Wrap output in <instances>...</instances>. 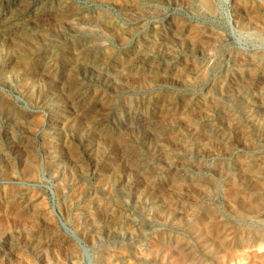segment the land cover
Returning <instances> with one entry per match:
<instances>
[{
	"label": "rangeland",
	"instance_id": "1",
	"mask_svg": "<svg viewBox=\"0 0 264 264\" xmlns=\"http://www.w3.org/2000/svg\"><path fill=\"white\" fill-rule=\"evenodd\" d=\"M0 111V264H264V0H0Z\"/></svg>",
	"mask_w": 264,
	"mask_h": 264
},
{
	"label": "bare ground",
	"instance_id": "2",
	"mask_svg": "<svg viewBox=\"0 0 264 264\" xmlns=\"http://www.w3.org/2000/svg\"><path fill=\"white\" fill-rule=\"evenodd\" d=\"M241 6H243V5H241ZM205 7H206V6H205ZM208 7H209V6H208ZM238 7L240 8V6H238ZM244 7H247V6H244ZM244 10H245V9H244ZM202 12H203V11H202ZM240 12H241V11H240ZM243 13H244V12H243ZM244 14H245V13H244ZM247 14H248V13H247ZM246 16H247V15H246ZM239 17H240V16H239ZM241 17H242V16H241ZM241 19H242V18H241ZM248 20H249V19H248ZM250 20H251V19H250ZM67 21H68V20H67ZM6 23H7V22H6ZM251 23H252V22H251ZM251 23H250V24H251ZM66 24H67V23H66ZM78 24H79V23H78ZM240 24H241V23H240ZM246 24H247V23H246ZM255 24H256V22H255ZM177 25H178V24H177ZM249 27H250V26H249ZM254 27H255V26H254ZM248 30H249V29H248ZM251 30H252V29H251ZM255 30H256V29H255ZM252 31H253V30H252ZM254 32H255V31H254ZM204 34H205V33H204ZM210 36H211V35H210ZM204 37H205V36H204ZM261 37H262V36H261ZM193 38H194V37H193ZM200 38H201V37H200ZM196 39H197V38H196ZM203 39L205 40V38H203ZM218 39H219V38H218ZM206 40H207V39H206ZM220 40H221V39H220ZM198 41H199V40H198ZM207 41H208V40H207ZM190 42H191V41H190ZM210 42H211V40H210ZM214 42H215V41H214ZM215 43H217V42H215ZM211 45H212V44H210V46H211ZM213 45H214V44H213ZM206 48H207V47H206ZM251 57H252V56H251ZM260 58H261V57H260ZM255 59H256V58H255ZM257 59H259V58L257 57ZM239 61H240V60H239ZM256 61H257V60H256ZM242 62H243V61H242ZM254 63H255V62H254ZM124 67H125V66H124ZM119 68H120V67H119ZM121 68H122V67H121ZM255 70H256V69H255ZM238 90H239V89H238ZM1 108H2V107H1ZM0 112H1V111H0ZM13 117H14V114H13ZM137 155H138V154H137ZM135 156H136V155H135ZM135 159H136V158H135ZM7 162H8V161H7ZM243 163H244V162H243ZM33 164H34V163H33ZM241 164H242V163H241ZM136 165H137V164H136ZM252 165H253V164H252ZM25 166H26V165H25ZM239 166L242 167V165H239ZM243 167H244V166H243ZM245 167L248 168V166H245ZM255 167H257V166H255ZM30 168H31V167H30ZM219 169H220V168H219ZM239 169H240V168H239ZM258 169H259V168H258ZM243 171H244V170H243ZM254 171H255V170H254ZM224 172H225V171H224ZM255 172H257V171H255ZM29 173H30V172H29ZM62 183H63V182H62ZM176 184H177V183H176ZM61 186H62V185H61ZM63 186H64V185H63ZM111 188H112V187H111ZM63 191H64V188H63ZM165 196H166V195H165ZM165 196H164V197H165ZM242 197H243V196H242ZM260 197H261V196H260ZM32 200H33V199H32ZM68 200H69V199H68ZM72 200H73V199H72ZM235 200H236V199H235ZM245 200H246V199H245ZM13 201H14V200H13ZM38 201H39V200H38ZM29 202H30V201H29ZM29 202H26V204L29 203ZM66 202H67V201H66ZM89 202H90V201H89ZM248 202H250V201L248 200ZM7 203H8V202H7ZM93 203H94V202H93ZM159 203H160V201H159ZM10 204H12V203H10ZM24 204H25V203H24ZM26 204H25V205H26ZM36 204H37V203H36ZM156 204H157V203H156ZM249 204H250V203H249ZM39 205H40V204H39ZM95 205H96V204H95ZM97 205H98V203H97ZM162 205H163V204H162ZM246 205H247V204H246ZM246 205H245V206H246ZM5 206H6V205H5ZM5 206H4V207H5ZM8 206H10V205H8ZM8 206H6V207H8ZM12 206H13V205H12ZM252 206H253V205H252ZM10 207H11V206H10ZM26 207H27V205H26ZM36 207H37V209H38V206H36ZM108 207H109V206H108ZM8 208H9V207H8ZM21 208H22V207H21ZM89 208H90V207H89ZM256 208H257V207H256ZM22 209H23V208H22ZM35 209H36V208H35ZM35 209H34V210H35ZM113 209H114V208H113ZM4 210H5V209H4ZM43 210H44V209H43ZM83 210H84V209H83ZM6 211H7V210H6ZM20 211H21V210H20ZM20 211H19V212H20ZM35 211H36V210H35ZM114 211H115V210H114ZM196 211H198V210H196ZM16 212H17V211H16ZM38 212H39V210H38ZM43 212H44V211H43ZM85 212H86V211H85ZM4 213H5V212H4ZM79 213H80V212H79ZM91 213H92V212H91ZM91 213H90V214H91ZM32 214H33V213H32ZM77 214H78V213H77ZM168 214H169V213H168ZM263 214H264V213H263ZM35 215H36V212H35ZM48 215H49V214H48ZM82 215H83V214H82ZM91 215H92V214H91ZM169 215H170V214H169ZM212 215H213V214H212ZM218 215H219V213H218ZM5 216H6V215H5ZM29 216H30V215H29ZM87 216H88V215H87ZM166 216H167V215H166ZM214 216H215V215H214ZM214 216H213V217H214ZM1 217H2V216H1ZM10 217H11V216H10ZM16 217H20V215L17 214ZM91 217H92V216H91ZM164 217H165V215H164ZM216 217H217V216H216ZM43 218H45V217H43ZM48 218H49V217H48ZM82 218H83V216H82ZM88 218H89V217H88ZM93 218H94V217H93ZM214 218H215V217H214ZM23 219H25V218H23ZM31 219H32V218H31ZM31 219H30V220H31ZM41 219H42V218H41ZM50 219H51V218H50ZM169 219H170V218H169ZM212 219H213V218H212ZM216 219H217V218H216ZM19 220H20V219H19ZM28 220H29V219H28ZM30 220H29V221H30ZM51 220H52V219H51ZM77 220H78V219H77ZM91 220L93 221V219H91ZM94 220H95V219H94ZM161 220H162V219H161ZM81 221H82V219H81ZM88 221H89V220H88ZM88 221H87V222H88ZM170 221H172V220H170ZM170 221H169V222H170ZM175 221H176V220H175ZM218 221H219V220H218ZM0 222H1V221H0ZM3 222H4V221H3ZM3 222H2V223H3ZM20 222H21V220H20ZM33 222H34V221H33ZM33 222H32V223H33ZM46 222H47V221H46ZM48 222H49V220H48ZM70 222H71V221H70ZM82 222H83V221H82ZM220 222H221V220H220ZM16 223H17V222H16ZM64 223H65V222H64ZM213 223H214V222H213ZM215 223H216V222H215ZM13 224H14V223H13ZM17 224H19V223H17ZM85 224H86V223H85ZM90 224H91V223H90ZM6 225H7V224H6ZM30 225H31V224H30ZM46 225H47V224H46ZM65 225H66V224H65ZM96 225H98V224H96ZM210 225H212V223H210ZM23 226H25V225H24V222H23ZM35 226H36V225H35ZM214 226H215V224L213 225V227H214ZM222 226H223V225H222ZM225 226H226V225H225ZM28 227H30V226H28ZM45 227H46V226H45ZM87 227H88V226H87ZM0 228H1V227H0ZM43 228H44V227H43ZM210 228H211V226H210ZM218 228H219V227H218ZM224 228H225V227H224ZM224 228H223V230H224ZM30 229H32V228L30 227ZM65 229H66V228H65ZM208 229H209V228H208ZM208 229H207V230H208ZM227 229H228V228H227ZM230 229H231V228H230ZM230 229H229V230H230ZM34 230H35V229H34ZM67 230H69V232H70L72 238H74V239L77 240V241H80V238H79V236L76 234L75 231H73V230H71V229H69V228H67ZM67 230H66V231H67ZM205 230H206V229H205ZM223 230H220V231H223ZM229 230H228V231H229ZM157 232H158V231H157ZM245 232H246V231H245ZM129 233H130V232H129ZM193 233H194V232H193ZM220 233H222V232H220ZM220 233H219V234H220ZM257 233H258V232H257ZM156 234H157V233H156ZM168 234H169V233H168ZM226 234H228V233H225L224 235H226ZM229 234H230V233H229ZM232 234H233V232H232ZM51 235H52V234H51ZM154 235H155V234H154ZM44 236H45V235H44ZM46 236H47V234H46ZM64 236H65V235H64ZM64 236H62V237H64ZM89 236H91V235H89ZM167 236H168V235H167ZM172 236H173V234H172ZM207 236H208V235H207ZM219 236H220V235H219ZM219 236H218V237H219ZM50 237H51V236H50ZM60 237H61V236H60ZM151 237H152V236H150V238H151ZM153 237H154V236H153ZM227 237H228V236H227ZM45 238H46V237H45ZM69 238H70V237H69ZM155 238H157L156 240H158V242L155 243V244H156L155 247H157V249H158L157 253L160 252V251H165V252L167 251L166 253H169V254H170V252L173 253V252H172V248H170V247H172V244H171V242H170V239H171V238H167L165 234H158ZM224 238H226V237H224ZM57 239H58V238H57ZM148 239H149V238H148ZM148 239H147V240H148ZM183 239H184V238H183ZM54 240H55V239H54ZM173 240H174V239H173ZM35 241H36V240H35ZM150 241H153V240H150ZM221 241H222V239H221ZM221 241H220L219 243H222V244L225 243V242H221ZM45 242H46V241H45ZM139 242H140V241H139ZM183 242H184V241H182V243H183ZM258 242H259V241H258ZM258 242H257V243H258ZM61 243H63V245L65 246L66 244L69 245V244H71L72 242H70L69 240H66V239H65V240H61ZM61 243H60V244H61ZM148 243H149V242H148ZM187 243H188V242H187ZM219 243H218V244H219ZM50 244H51V243H50ZM136 244H137V243H136ZM138 244H139V243H138ZM149 244H150V243H149ZM205 244H207V243H205ZM213 244H214V243H213ZM57 245H58V244H57ZM57 245H56V246H57ZM68 245H67V246H68ZM74 245H75V244H74ZM131 245H132V244H131ZM173 245H174V244H173ZM176 245H177V244H176ZM201 245H202V244H201ZM211 245H212V244H211ZM53 246H54V244H53ZM72 246H73V245H72ZM72 246H69V247H72ZM82 246H83V245H82ZM178 246H179V245H177V247H178ZM180 246H181V245H180ZM184 246H185V245H184ZM215 246H216V245H214V247H215ZM258 246H259V245H258ZM125 247H126V246H125ZM134 247H135V246H134ZM137 247H138V245H137ZM150 247H153V246H150ZM150 247H149V248H150ZM198 247H199V246H198ZM210 247H211V246H210ZM210 247H209V248H210ZM220 247L222 248V245H221ZM245 247H246V246H245ZM259 247H260V246H259ZM52 248H53V247H52ZM67 248H68V247H67ZM138 248H139V247H138ZM140 248H141V247H140ZM173 248H174V247H173ZM242 248H243V247H242ZM58 249H59V247H58ZM64 249H65V248H64ZM73 249H74V248H73ZM109 249H110V248H109ZM121 249H122V248H121ZM123 249H124V248H123ZM145 249H146V248H145ZM145 249H144V250H145ZM152 249H153V248H152ZM175 249H176V248H175ZM203 249H204V248H203ZM238 249H239V248H238ZM244 249H245V248H244ZM246 249H248V248H246ZM104 250H105V249H104ZM124 250H126V249H124ZM131 250H132V249H131ZM134 250H135V249H134ZM141 250H142V249H141ZM189 250H190V249H189ZM209 250H210V249H209ZM209 250L206 251V252H210ZM223 250H224V249H223ZM249 250H250V249H249ZM61 251H62V250H61ZM145 251H146V250H145ZM148 251H149V250H148ZM150 251H151V250H150ZM150 251H149V252H150ZM175 251H176V250H175ZM180 251H181V250H180ZM202 251H203V250H202ZM220 251H221V250H220ZM220 251H219V252H220ZM225 251H226V250H225ZM235 251H238V250H235ZM55 252H56V251H55ZM122 252H123V251H122ZM133 252H135V251H133ZM133 252H131V253H133ZM178 252H179V251H178ZM223 252H224V251H223ZM227 252H229V251H227ZM247 252H249V251H247ZM259 252H260V251H259ZM57 253H58V252H57ZM87 253H88V252H87ZM123 253H126V252H123ZM136 253H137V252H136ZM166 253H165L164 255H166ZM190 253H191V251H190ZM224 253H226V252H224ZM231 253H232V252H231ZM234 253H235V252H234ZM257 253H258V252H257ZM144 254H145V253H144ZM144 254H143V255H144ZM195 254H196V253H195ZM209 254H210V253H209ZM213 254H214V253H213ZM237 254H238V253H237ZM237 254H236V255H237ZM247 254H248V253H247ZM88 255H89V254H86V253H85V257H86L87 260H88V264H91L92 257H91V256H88ZM136 255H137V254H136ZM145 255H146V254H145ZM145 255H144V256H145ZM172 255H173V254H172ZM187 255H188V253H187ZM220 255H221V254H220ZM226 255H227V254H226ZM226 255H225V257H226ZM239 255H240V254H239ZM241 255H242V253H241ZM241 255H240V256H241ZM245 255H246V254H245ZM245 255H244V256H245ZM249 255H250V252H249ZM249 255H248V256H249ZM252 255H253V254H252ZM58 256H59V253H58ZM101 256H102V254H101ZM113 256H114V254H113ZM144 256H142V257L145 258L146 256H145V257H144ZM156 256H157V255H155V257H156ZM181 256H182V255H181ZM184 256H185V255H184ZM193 256H195V255H193ZM223 256H224V255H223ZM237 256H238V255H237ZM244 256H242V257H244ZM61 257H62V256H61ZM105 257H106V256H105ZM115 257H116V256H115ZM117 257H118V256H117ZM159 257H160V256H159ZM171 257H172V256H171ZM205 257H206V256H205ZM212 257L214 258V259L212 258V259H213L212 262H213V264H214V261H215L216 257H215V256H212ZM22 258H23V257H22ZM75 258H76V257H75ZM129 258H130V257H129ZM131 258H132V257H131ZM163 258H164V257H162V259H163ZM167 258H168V257H167ZM173 258H174V257H173ZM173 258H171V259H173ZM206 258H207V257H206ZM219 258H220V257H219ZM219 258H218V261H219ZM229 258H230V256H229ZM247 258H248V257H247ZM104 259H105V258H104ZM107 259H108V258H107ZM158 259L160 260V258H158ZM177 259H178V261L176 262V264H182L181 261H183V259L180 260V257H179V256H177ZM185 259H187V258H185ZM190 259H191V257H190ZM192 259H193V258H192ZM203 259H204V258H203ZM209 259H210V258H209ZM212 259H211V260H212ZM230 259H231V258H230ZM230 259H229V260H230ZM232 259H233V258H232ZM236 259H237V258H236ZM243 259H245V258H243ZM248 259H249V258H248ZM255 259H256V258H255ZM55 260H56V259H55ZM76 260H78V259H74L73 256H70V255H69V256L67 257V259H66L67 262H72V263H75V264H76ZM111 260H112V259H111ZM118 260H119V259H118ZM141 260H142V259H141ZM167 260H168V259H167ZM221 260H222V258H221ZM223 260H224V259H223ZM245 260H246V259H245ZM253 260H254V258H253ZM257 260H259V259H257ZM63 261H64V260H63ZM104 261H105V260H104ZM106 261H107V260H106ZM160 261L162 262L163 260H160ZM175 261H176V258H175ZM186 261H187V260H186ZM191 261H192V260H191ZM197 261H198V257H197ZM201 261H202V260H201ZM227 261H228V260H227ZM230 261H231V260H230ZM232 261H233V260H232ZM251 261H252V258H251ZM255 261H256V260H255ZM255 261H252V262L255 263ZM51 262H52V260H51ZM53 262H54V261H53ZM77 262H78V261H77ZM130 262H131V261H130ZM137 262H138V261H137ZM140 262H141V261H140ZM158 262H159V261H158ZM169 262H170V261H169ZM199 262H200V261H199ZM216 262H217V260H216ZM222 262H223V261H222ZM259 262H261V259H260ZM259 262H258V263H259ZM78 263H79V262H78ZM98 263H99V261H98ZM101 263H102V262H101ZM109 263H110V262H109ZM163 263H164V262H163ZM194 263H195V261H194ZM256 263H257V262H256ZM49 264H50V263H49ZM51 264H52V263H51ZM119 264H120V263H119ZM130 264H132V263H130ZM138 264H139V263H138ZM153 264H154V263H153ZM155 264H156V263H155ZM171 264H172V263H171ZM188 264H189V263H188ZM226 264H227V263H226ZM228 264H229V263H228ZM230 264H232V263H230ZM238 264H239V263H238Z\"/></svg>",
	"mask_w": 264,
	"mask_h": 264
}]
</instances>
